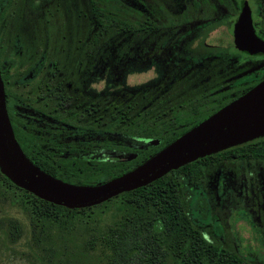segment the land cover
I'll return each mask as SVG.
<instances>
[{
	"label": "flooded vegetation",
	"instance_id": "af4514ba",
	"mask_svg": "<svg viewBox=\"0 0 264 264\" xmlns=\"http://www.w3.org/2000/svg\"><path fill=\"white\" fill-rule=\"evenodd\" d=\"M122 4L125 24L117 28L122 39L113 34L99 43L89 41L93 26L82 36L79 1L71 14L58 0H0L5 108L36 158L127 160L142 145L116 134L115 121L120 118L116 112L137 109L146 124L148 112L163 118L173 111V104L210 108L211 100L231 101L264 78V52L250 53L234 42V26L246 12L254 36L264 43V0H122ZM15 15V30L9 32ZM20 24L26 27L23 34ZM52 24L61 36L53 46ZM135 74L144 78L131 85L128 76ZM196 120L172 121L171 128L185 130L202 119ZM212 157L207 155L202 173L184 182L191 211H202L203 203L191 198L201 189L212 201V212L232 211L239 204L264 242V158ZM223 196H231V206H223L219 201ZM207 228L198 227L204 237ZM227 245L234 249L224 242Z\"/></svg>",
	"mask_w": 264,
	"mask_h": 264
},
{
	"label": "trees",
	"instance_id": "16d2710c",
	"mask_svg": "<svg viewBox=\"0 0 264 264\" xmlns=\"http://www.w3.org/2000/svg\"><path fill=\"white\" fill-rule=\"evenodd\" d=\"M88 4L91 25L96 29L89 41L97 40L104 43L113 34L114 36L119 34L117 39H122L121 30H117L125 24L122 0H88ZM229 101L230 98L211 100L210 108L193 107V104L186 106L173 104L171 106L173 111L163 118L148 112L146 124L142 123V115L135 112L137 109L135 111L130 109L128 113L116 112V118L120 116L119 121H115V125H118L115 128L116 134H126L130 137L131 143H141L142 150L136 154L131 152L127 160L110 158L95 163L67 156L58 160L36 158L28 139L18 136L7 108L6 113L16 142L23 154L36 167L65 182L93 185L134 168L190 128L172 129L174 122L190 118L199 121ZM192 124L195 125V122ZM209 155H213V161L240 155L264 158V138H256ZM206 157L207 155L170 170L145 186L122 192L100 204L80 209H67L38 199L11 184L1 173L0 182L7 189L19 191L30 198L33 215L42 225L46 223L52 228V231L67 225L72 226L76 218H89L88 214H83L85 210L90 211L117 201L114 223L89 232L90 237L84 238L74 256L76 264H254L241 257L230 245L223 246L216 241H209L189 215L184 182L186 178L202 173ZM16 224L7 230L10 236L7 239L9 243H13L20 234ZM43 233V237H30L28 255L34 264H41L43 257L39 249L41 245L43 247L48 245L51 239L47 232ZM91 251L93 256L90 254ZM54 264L63 263L57 259Z\"/></svg>",
	"mask_w": 264,
	"mask_h": 264
},
{
	"label": "water",
	"instance_id": "95a60500",
	"mask_svg": "<svg viewBox=\"0 0 264 264\" xmlns=\"http://www.w3.org/2000/svg\"><path fill=\"white\" fill-rule=\"evenodd\" d=\"M234 42L250 53L264 52V43L254 36L246 12H242L234 26ZM262 136L264 78L134 168L97 184H73L50 176L23 154L8 120L0 78V173L17 188L67 209L100 204L145 186L188 162Z\"/></svg>",
	"mask_w": 264,
	"mask_h": 264
},
{
	"label": "rangeland",
	"instance_id": "374dc122",
	"mask_svg": "<svg viewBox=\"0 0 264 264\" xmlns=\"http://www.w3.org/2000/svg\"><path fill=\"white\" fill-rule=\"evenodd\" d=\"M61 1L63 6H66L68 10H71V14L74 13L77 6V1L80 2L82 15H81V27L82 36L87 35L93 28L90 20L89 4L88 0H58ZM70 7H69V6ZM17 14V13H16ZM15 15L11 18L9 32L14 31L16 24ZM79 24V21H78ZM74 27L75 23L70 24ZM67 24V28L70 26ZM19 27L24 28L22 34L25 33L26 27L20 24ZM55 26L52 24L50 40L53 44L60 43L61 36L59 32H55ZM73 29V28H72ZM69 30V29H68ZM67 30V32H68ZM65 33L64 31H62ZM74 32V31H73ZM72 32V34H73ZM67 39V37H66ZM144 76L141 74H135L128 76L127 82L131 85L139 84L143 80ZM207 192L201 189L200 192L193 193L191 195L192 200H196L199 203H203L202 211H191L189 207V215L198 227L203 228L204 225L208 228L204 230L207 234V238L220 242V244H233L235 251L243 258L252 260L254 262L264 261V242L261 239L258 228L251 223L248 218L246 209L240 207L239 204L232 208V211L225 210L212 212V201L208 199ZM236 196V201H240L237 192H233ZM207 195V197H206ZM233 195V197H234ZM231 196H223L219 201L227 206H231ZM233 199V201L235 200ZM117 201L105 204L100 208H96L90 211H84V215L88 214L89 218H76L73 220V225L64 226L62 229L53 230L49 228L46 223H42L33 215L30 198L19 191H11L2 186L0 182V264H34L31 256L28 255L30 248V237H43L44 233L48 237H51L48 245L40 247L39 253H41L43 259L41 264H54L59 259L63 264H76L74 256L79 251L82 242L85 237H90L89 232L95 228H104L112 225L117 213ZM229 209V208H228ZM218 211V210H217ZM227 212V213H225ZM82 214V213H81ZM218 215L219 220L216 218ZM87 219V221H86ZM15 223L19 236L12 243L7 241V230ZM42 225V226H40ZM42 229V230H41ZM214 231V233H213ZM41 232V234H40ZM55 233V234H54ZM57 233V234H56ZM226 234L232 235V237H226ZM216 235V237H214ZM47 237V236H46ZM219 237V239H217ZM224 240V242H222ZM212 242V241H211ZM43 251V252H42ZM93 256V251L90 253ZM81 260L79 259L78 262ZM77 262V263H78ZM38 264V263H37Z\"/></svg>",
	"mask_w": 264,
	"mask_h": 264
}]
</instances>
